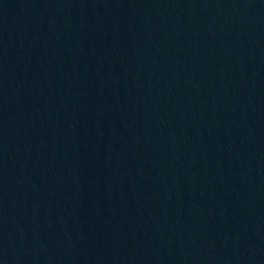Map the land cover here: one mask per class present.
Here are the masks:
<instances>
[{
	"label": "water",
	"instance_id": "water-1",
	"mask_svg": "<svg viewBox=\"0 0 264 264\" xmlns=\"http://www.w3.org/2000/svg\"><path fill=\"white\" fill-rule=\"evenodd\" d=\"M0 264H264V0H0Z\"/></svg>",
	"mask_w": 264,
	"mask_h": 264
}]
</instances>
